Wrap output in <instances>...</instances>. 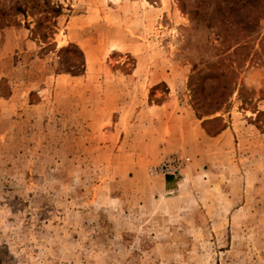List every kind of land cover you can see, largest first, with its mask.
<instances>
[{"label":"rangeland","instance_id":"1","mask_svg":"<svg viewBox=\"0 0 264 264\" xmlns=\"http://www.w3.org/2000/svg\"><path fill=\"white\" fill-rule=\"evenodd\" d=\"M0 17L6 264H264V0H0ZM183 107L231 127L230 151L163 150ZM172 154L191 161L165 188L149 168Z\"/></svg>","mask_w":264,"mask_h":264},{"label":"crops","instance_id":"2","mask_svg":"<svg viewBox=\"0 0 264 264\" xmlns=\"http://www.w3.org/2000/svg\"><path fill=\"white\" fill-rule=\"evenodd\" d=\"M174 103L175 101L173 99L170 101L167 100L159 107L161 108V111L164 110L163 115H165V110H170L172 106L175 105ZM179 112L177 111L176 117L173 118V120L165 117L162 118L163 122H161V126L158 127L163 134V139L165 140L162 143L163 150H177L187 154H196L198 156L197 159L206 160L207 158L211 159V157H207V152H212V149L214 150V147H210V145L213 144V142L219 141L221 144L217 143V146L220 145V147L216 148H222L225 152L230 151L228 150L230 149L228 142L233 134V131H231V133L229 132L231 127L223 129L216 136H211L202 128L201 125H198L196 115L191 109L183 107L179 108ZM168 134L170 135L168 136ZM160 136L162 137V135ZM212 159H214V156ZM157 181L167 188L168 185L174 183V178L169 176H160L157 178ZM6 261L7 259L3 257V250L0 248V264H6Z\"/></svg>","mask_w":264,"mask_h":264},{"label":"built area","instance_id":"3","mask_svg":"<svg viewBox=\"0 0 264 264\" xmlns=\"http://www.w3.org/2000/svg\"><path fill=\"white\" fill-rule=\"evenodd\" d=\"M190 161V157L172 154L165 157L159 164L150 166V168L153 173H161L165 176L169 175L179 179L182 176V168L189 164Z\"/></svg>","mask_w":264,"mask_h":264},{"label":"bare ground","instance_id":"4","mask_svg":"<svg viewBox=\"0 0 264 264\" xmlns=\"http://www.w3.org/2000/svg\"><path fill=\"white\" fill-rule=\"evenodd\" d=\"M186 168H187V165H186L185 167L182 168V169H183V171H182V176H181L177 181H183V180H184V177H185V170H186ZM150 171H151V168H150ZM151 173H153V172L151 171ZM153 174L163 175V174H161V173H153ZM164 176H165V175H164Z\"/></svg>","mask_w":264,"mask_h":264},{"label":"trees","instance_id":"5","mask_svg":"<svg viewBox=\"0 0 264 264\" xmlns=\"http://www.w3.org/2000/svg\"><path fill=\"white\" fill-rule=\"evenodd\" d=\"M2 15H3V17L4 16H6L7 15V13H5V12H2ZM1 18V17H0ZM68 72H71L70 70H68ZM227 74L225 73V76H226Z\"/></svg>","mask_w":264,"mask_h":264}]
</instances>
